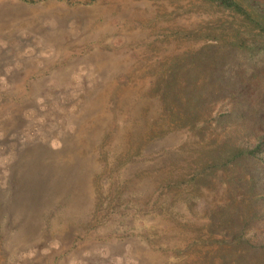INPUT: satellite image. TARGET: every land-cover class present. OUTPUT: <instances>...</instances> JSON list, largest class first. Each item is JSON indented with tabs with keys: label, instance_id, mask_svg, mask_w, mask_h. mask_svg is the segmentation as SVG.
Wrapping results in <instances>:
<instances>
[{
	"label": "rangeland",
	"instance_id": "1",
	"mask_svg": "<svg viewBox=\"0 0 264 264\" xmlns=\"http://www.w3.org/2000/svg\"><path fill=\"white\" fill-rule=\"evenodd\" d=\"M239 1L250 18L210 0H0V264H264L209 223L235 204L210 167L235 127L203 58L264 43V0Z\"/></svg>",
	"mask_w": 264,
	"mask_h": 264
},
{
	"label": "trees",
	"instance_id": "2",
	"mask_svg": "<svg viewBox=\"0 0 264 264\" xmlns=\"http://www.w3.org/2000/svg\"><path fill=\"white\" fill-rule=\"evenodd\" d=\"M210 1L250 18L239 0ZM261 27L264 29V25ZM252 45L244 48L242 44L233 41L225 44H219L218 41L217 47H213L216 52L208 51L203 62L208 63L209 68H212L209 72L211 80L216 79L222 86L227 84V81L231 83L230 88H227L232 89L229 97L231 107L227 115L231 117V124L235 127L233 137H228L224 142V146L228 149L223 154L218 152L210 165L213 170L215 167L222 170L220 176L226 183V191L232 192L235 204L226 203L221 207V211L210 212V228H223L222 239L219 242L227 250L236 251L237 249L233 247L237 246L244 247L243 249L249 252L250 246L251 253L258 255L264 253V237L257 245H252L244 238L243 231L246 228L240 229L241 223L247 222L251 228L263 230L262 236H264V94H257V89L250 84V79L254 76L250 72L251 68L257 67L260 63L259 67L264 66V43L255 41ZM220 49L225 51H222L224 55L218 57L219 60L224 59L225 56L231 57L230 62H233V65L218 66L219 61L215 59ZM241 51L245 56L244 61L248 64L239 63L237 56L239 57ZM258 71L261 72L262 69ZM241 72L243 78H239ZM234 215L237 223L233 222L229 225ZM226 226H229L228 229H224ZM225 257L227 258V255Z\"/></svg>",
	"mask_w": 264,
	"mask_h": 264
}]
</instances>
